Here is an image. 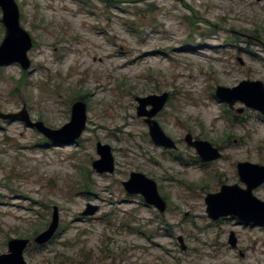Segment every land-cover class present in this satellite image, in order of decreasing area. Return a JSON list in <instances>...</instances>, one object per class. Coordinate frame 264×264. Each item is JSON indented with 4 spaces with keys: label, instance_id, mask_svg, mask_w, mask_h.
I'll return each instance as SVG.
<instances>
[{
    "label": "rangeland",
    "instance_id": "obj_1",
    "mask_svg": "<svg viewBox=\"0 0 264 264\" xmlns=\"http://www.w3.org/2000/svg\"><path fill=\"white\" fill-rule=\"evenodd\" d=\"M15 1L34 42L32 66L0 69V114L25 106L33 123L59 130L84 101L87 124L73 145L55 146L22 121L0 119V256L21 239L31 241L27 264H264V226L214 222L205 205L222 185L245 188L238 163L264 166V117L215 98L219 86L264 84V3ZM1 21L0 9V45ZM163 94L169 101L156 121L176 152L157 147L137 117V98ZM188 134L221 149L223 158L194 164ZM98 143L112 149V175L92 167ZM132 173L157 184L165 214L126 193ZM254 195L264 202V187ZM88 205L99 211L82 217ZM54 208L59 230L39 247L33 241L50 226Z\"/></svg>",
    "mask_w": 264,
    "mask_h": 264
},
{
    "label": "water",
    "instance_id": "obj_2",
    "mask_svg": "<svg viewBox=\"0 0 264 264\" xmlns=\"http://www.w3.org/2000/svg\"><path fill=\"white\" fill-rule=\"evenodd\" d=\"M264 3V0H256ZM2 11V25L5 37L0 45V69L17 64L24 72L31 69L29 52L34 47L31 35L21 26L20 10L15 0H0ZM241 65L243 62L239 60ZM215 98L220 103L234 110L237 104L260 113L264 117V84L260 81H243L237 87L230 89L217 87ZM169 101V95L149 96L137 98V117L143 119L149 129L151 141L162 149L177 150L176 143L169 138L156 117L164 110ZM243 110L238 111V114ZM4 121H22L31 129H35L55 146H71L78 141L86 129L87 106L83 101H77L72 107L71 120L59 130H51L42 122L33 123L29 118L26 107L19 114H0ZM185 143L193 148L203 161L213 163L221 160L220 151L209 142L195 140L188 134ZM99 160L92 165L99 175H112L116 171L115 160L111 147L98 143L96 146ZM240 182L246 189L239 186H224L216 195H208L205 199L206 213L210 220L216 222L220 219L231 218L245 225L264 226V202L260 201L254 192L264 185V166L249 162L237 165ZM126 193L130 196H140L148 206L155 208L160 214L167 211V203L158 193L157 184L140 173H132L127 182L123 183ZM99 208L88 205L82 217L94 216ZM59 230V210L54 208L52 222L48 229L39 234L33 243L39 247L49 244ZM182 250L186 251L183 239H178ZM229 244L237 247V239L231 234ZM31 245L29 240L14 239L8 243V253L0 256V264H27L25 252Z\"/></svg>",
    "mask_w": 264,
    "mask_h": 264
},
{
    "label": "flooded vegetation",
    "instance_id": "obj_3",
    "mask_svg": "<svg viewBox=\"0 0 264 264\" xmlns=\"http://www.w3.org/2000/svg\"><path fill=\"white\" fill-rule=\"evenodd\" d=\"M193 137V136H192ZM194 138V137H193ZM195 139V138H194ZM195 140H198V141H202V140H199V139H195ZM207 142V141H206ZM176 143V142H175ZM211 144V143H210ZM177 145V144H176ZM187 145V144H186ZM212 145V144H211ZM188 146V145H187ZM213 146V145H212ZM189 147V146H188ZM214 147V146H213ZM189 148H191V147H189ZM216 148V147H215ZM191 149H193V148H191ZM218 149V148H217ZM177 150H178V147H177ZM177 150H175V151H172V152H176ZM194 150V149H193ZM219 151H220V153H221V155H222V158H223V153H222V150L221 149H218ZM165 151H169V150H166L165 149ZM195 151V150H194ZM196 152V151H195ZM196 154H197V152H196ZM221 158V159H222ZM194 161H195V163L194 164H197V165H200V166H202V167H209V165L210 164H212V163H209V162H205V161H203L202 160V158L197 154V157H196V159H194ZM220 161V160H219ZM216 162H218V161H216ZM213 163H215V162H213ZM241 163H245V162H241ZM238 164H240V163H238ZM237 164V165H238ZM236 168H237V166H236ZM237 174H238V170H237ZM238 177H239V175H238ZM239 180H240V178H239ZM241 184H243V183H241ZM244 186H245V184H243ZM224 186H228V185H222L221 187H220V189L216 192V193H214V194H210V195H216V194H219L220 192H221V189H222V187H224ZM229 186H236V185H229ZM238 186V185H237ZM240 187V186H239ZM262 187H264V185L263 186H261L260 188H262ZM241 188V187H240ZM247 187L245 186V188H241V189H246ZM258 190V189H257ZM130 196V195H129ZM208 196V195H207ZM140 197V196H139ZM142 198V197H141ZM162 198V197H161ZM143 199V198H142ZM163 199V198H162ZM164 200V199H163ZM165 201V200H164ZM145 202V201H144ZM166 202V201H165ZM146 204V203H145ZM147 205V204H146ZM148 206V205H147ZM168 206V205H167ZM148 207H151V206H148ZM153 208V207H152ZM153 209H155V208H153ZM241 223V222H240ZM241 224H243V223H241ZM243 225H245V224H243ZM247 226H250V225H247ZM232 234V233H231ZM237 245H238V241H237Z\"/></svg>",
    "mask_w": 264,
    "mask_h": 264
},
{
    "label": "trees",
    "instance_id": "obj_4",
    "mask_svg": "<svg viewBox=\"0 0 264 264\" xmlns=\"http://www.w3.org/2000/svg\"><path fill=\"white\" fill-rule=\"evenodd\" d=\"M113 2H115V1L114 0H107V4H109V6H111ZM132 31L135 33V30L133 28H132Z\"/></svg>",
    "mask_w": 264,
    "mask_h": 264
}]
</instances>
